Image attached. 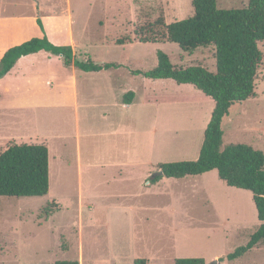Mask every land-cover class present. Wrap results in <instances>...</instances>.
<instances>
[{
    "label": "rangeland",
    "instance_id": "374dc122",
    "mask_svg": "<svg viewBox=\"0 0 264 264\" xmlns=\"http://www.w3.org/2000/svg\"><path fill=\"white\" fill-rule=\"evenodd\" d=\"M248 3L218 0L226 9ZM194 14L192 0H0V56L46 34L81 60L121 64L86 72L41 52L0 77V153L44 143L50 163L47 195L0 196V264H264V243L221 260L260 224L250 190L229 186L217 170L152 181L161 163L199 157L215 103L192 84L132 71L154 68L163 50L177 66L215 72L214 45L189 53L169 40L142 41L152 24ZM222 129L224 145L264 152V57L256 96L233 104Z\"/></svg>",
    "mask_w": 264,
    "mask_h": 264
},
{
    "label": "trees",
    "instance_id": "16d2710c",
    "mask_svg": "<svg viewBox=\"0 0 264 264\" xmlns=\"http://www.w3.org/2000/svg\"><path fill=\"white\" fill-rule=\"evenodd\" d=\"M195 14L171 23H154L142 41L158 43L169 40L183 51L192 53L199 47L214 45L216 71L202 65L177 66L163 50L157 51L158 63L149 70H133L135 75L152 79H173L189 83L214 100L211 119L204 133L196 160L164 162L152 178H183L217 170L229 186L250 190L260 221L249 241L221 260H233L264 243V152L251 144H223V118L231 106L256 96V77L263 60L260 44L264 42V0H249L240 8H220L218 0H192ZM162 25V30L156 26ZM39 25L45 31L42 21ZM121 44L125 41L121 40ZM48 52L62 56L66 66L74 65L86 72L119 68L117 62L79 59L70 45L56 44L45 34L8 48L0 59V77L9 73L24 56ZM135 92L126 93L131 103ZM50 189L49 148L44 143L12 144L0 153V196H44ZM136 259L135 264H145ZM54 264H80L78 260H57ZM175 264H206L204 258H177Z\"/></svg>",
    "mask_w": 264,
    "mask_h": 264
},
{
    "label": "crops",
    "instance_id": "0c3cea01",
    "mask_svg": "<svg viewBox=\"0 0 264 264\" xmlns=\"http://www.w3.org/2000/svg\"><path fill=\"white\" fill-rule=\"evenodd\" d=\"M37 37H39V36H37ZM41 37H43V36H41ZM50 39V38H49ZM51 40V39H50ZM23 43V42H22ZM21 44V43H20ZM18 45V44H17ZM15 46V45H14ZM12 47V46H11ZM10 48V47H9ZM8 49V48H7ZM6 49V50H7ZM6 50H4L2 53H1V56H0V59H1V57H2V55H3V53L6 51ZM41 52H45V51H40V52H38V53H41ZM38 53H35V54H31V55H28V56H24V57H22V58H27V57H31V56H33V55H37ZM48 53V52H47ZM20 60V59H19ZM18 60V61H19ZM16 65V64H15ZM13 69V68H12ZM109 70V69H108ZM103 71V70H102ZM128 107H129V105H128Z\"/></svg>",
    "mask_w": 264,
    "mask_h": 264
},
{
    "label": "water",
    "instance_id": "95a60500",
    "mask_svg": "<svg viewBox=\"0 0 264 264\" xmlns=\"http://www.w3.org/2000/svg\"><path fill=\"white\" fill-rule=\"evenodd\" d=\"M218 260L216 259L214 262H212L211 264H217Z\"/></svg>",
    "mask_w": 264,
    "mask_h": 264
}]
</instances>
